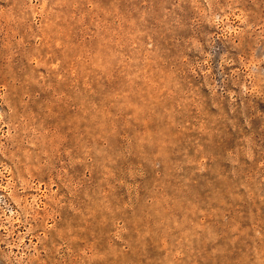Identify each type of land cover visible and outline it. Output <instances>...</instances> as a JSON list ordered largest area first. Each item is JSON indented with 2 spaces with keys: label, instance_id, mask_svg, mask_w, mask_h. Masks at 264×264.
<instances>
[{
  "label": "rangeland",
  "instance_id": "374dc122",
  "mask_svg": "<svg viewBox=\"0 0 264 264\" xmlns=\"http://www.w3.org/2000/svg\"><path fill=\"white\" fill-rule=\"evenodd\" d=\"M0 264H264V0H0Z\"/></svg>",
  "mask_w": 264,
  "mask_h": 264
}]
</instances>
